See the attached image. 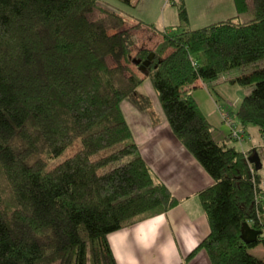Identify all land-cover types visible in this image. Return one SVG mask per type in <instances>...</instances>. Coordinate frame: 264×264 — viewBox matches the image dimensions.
<instances>
[{"label":"trees","instance_id":"16d2710c","mask_svg":"<svg viewBox=\"0 0 264 264\" xmlns=\"http://www.w3.org/2000/svg\"><path fill=\"white\" fill-rule=\"evenodd\" d=\"M234 2L238 16L198 30L188 29L183 3L178 29L152 28L161 38L149 49L136 36L146 24L129 26L101 0H0V264H117L111 234L179 205L122 111L125 101L150 108L140 94L146 79L169 128L214 181L199 194L210 234L184 264L200 251L211 264H264L250 253L264 247L262 156L230 137L216 142L192 94L198 81L210 90L264 60V0ZM152 53L140 71L134 62ZM229 83L251 88L235 118L264 136V67ZM244 224L261 233L256 242L242 240Z\"/></svg>","mask_w":264,"mask_h":264},{"label":"crops","instance_id":"0c3cea01","mask_svg":"<svg viewBox=\"0 0 264 264\" xmlns=\"http://www.w3.org/2000/svg\"><path fill=\"white\" fill-rule=\"evenodd\" d=\"M204 15L209 16L214 21L211 24H214L236 17L238 12L234 0H215L213 8L205 9ZM143 86L140 94L149 97L147 93H142ZM148 90L157 99L150 82ZM192 94L200 109L201 103L209 101L211 97L207 84L202 81L195 84ZM122 111L134 141L152 169L156 181L170 189L179 205L167 213L150 217L133 227L111 234L108 240L117 264H184L190 253L210 234L209 222L199 194L212 187L214 181L175 137L161 108L159 111L162 118L155 117L156 113L152 109L141 110L131 101L122 103ZM206 117L211 123V118L215 115L212 113ZM214 127L216 142L223 143L229 139L230 130L227 126L225 133L220 131L219 134L218 128ZM249 130L250 128L246 130L244 144L238 150L243 153L257 150L262 155L264 150H259V146H263L264 136L261 135L257 144ZM250 142L253 143L251 147L247 146ZM186 264L211 263L207 253L200 251Z\"/></svg>","mask_w":264,"mask_h":264},{"label":"rangeland","instance_id":"374dc122","mask_svg":"<svg viewBox=\"0 0 264 264\" xmlns=\"http://www.w3.org/2000/svg\"><path fill=\"white\" fill-rule=\"evenodd\" d=\"M102 4L111 6L117 9L122 15H124L128 21L129 26H134L135 24L142 22L146 24L143 26L141 30L136 32L138 47H142V45H146L149 49H154L156 47L155 42L150 38L155 36L157 37L159 34H154L152 32V28L157 31L164 30H177L181 24L179 18L178 6L185 4L189 17L188 29L190 30H198L204 28L214 21L209 16L204 15V11L210 10L213 8V3L215 0H131L135 7H127L116 0H101ZM103 17L100 13H96L93 19H98ZM253 18L252 11H249L246 14H243L240 17L241 22H246ZM152 35V36H151ZM149 38L147 42L145 39ZM158 38H161L158 36ZM264 67V60L260 61L255 65H250L245 68L234 69L229 73L222 75L218 81L214 82L210 86L212 88L209 90L210 96L209 101L201 103V110L207 116L214 113L215 117L211 118V123L218 128V134L220 131L225 133L226 125L223 123L221 118L222 114H230L233 119L236 120V114L239 111V108L242 104L243 99L251 93V88H242L238 85H231L229 83L230 79H234L240 77L245 74L252 73L257 68ZM138 72V70L136 69ZM149 79L145 80V86L142 88V93H147L150 99V108L154 111L155 117L162 118V114L159 111L160 105L157 102L158 100L154 98L152 93L148 90ZM147 87V88H146ZM143 103V102H142ZM138 107V106H137ZM162 115V116H161ZM246 132V130H245ZM250 133L257 140V144L260 142L261 134L255 127H250ZM237 143V142H236ZM242 143H233V146H236L237 149H240V145ZM253 145L252 142L249 143V147ZM263 148V149H262ZM259 150H264L263 146H259ZM262 159H264V151H262ZM72 153V150L69 151V154ZM63 158H59L56 161L51 162L50 167H53L55 164L61 162ZM264 165V160H263ZM261 174L264 179V168L261 171ZM264 186V185H263ZM250 253L258 258H262L264 255V247L260 246L257 249L250 250Z\"/></svg>","mask_w":264,"mask_h":264},{"label":"water","instance_id":"95a60500","mask_svg":"<svg viewBox=\"0 0 264 264\" xmlns=\"http://www.w3.org/2000/svg\"><path fill=\"white\" fill-rule=\"evenodd\" d=\"M154 53H152L148 59L146 61H144L143 63L139 60V61H135L134 65L136 66H140V71L142 72H146L147 68L150 67V65L152 64V62L154 61ZM251 162H254L251 161ZM260 232L259 231H255L253 229L250 228V226L248 224H244L243 229H242V240L246 243V244H251L254 243L258 240V237L260 236Z\"/></svg>","mask_w":264,"mask_h":264},{"label":"built area","instance_id":"2783aa9c","mask_svg":"<svg viewBox=\"0 0 264 264\" xmlns=\"http://www.w3.org/2000/svg\"><path fill=\"white\" fill-rule=\"evenodd\" d=\"M223 123L229 128V137L237 143H242L245 140V130L233 119L230 114H222ZM264 185V183H263Z\"/></svg>","mask_w":264,"mask_h":264}]
</instances>
